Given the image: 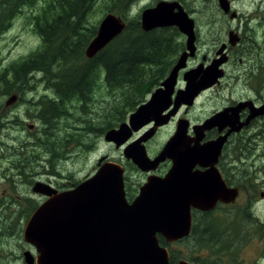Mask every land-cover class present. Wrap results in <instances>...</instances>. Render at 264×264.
<instances>
[{
	"label": "water",
	"instance_id": "obj_1",
	"mask_svg": "<svg viewBox=\"0 0 264 264\" xmlns=\"http://www.w3.org/2000/svg\"><path fill=\"white\" fill-rule=\"evenodd\" d=\"M218 3L224 13L229 12L228 0ZM234 17L231 14V19ZM140 25L144 32L175 27L185 37V50L149 100L131 113L127 122L108 130L103 139L116 149L126 145L123 156L141 172H154L166 160L171 166L163 177L148 176L131 203L125 200L124 170L111 162L101 165L92 177L73 189L60 193L35 182L32 192L49 198L35 209L25 225L23 238L37 253L36 257L25 253L26 264H169L167 250L158 244L157 235L168 243L179 241L189 235L191 209L211 211L218 202L228 204L237 197V190L225 186L216 168L228 134L202 142L205 132L212 128L222 130L229 126V132L237 130L235 108L224 109L193 125L192 136L188 134V120L179 119L173 135L153 159L147 156L144 146L181 107L192 106L201 91L219 81L223 76L220 66L226 61L225 46H220L209 65L199 64L185 71V87L175 90L179 72L186 69L188 59L196 52L193 19L179 2L163 0L141 12ZM124 28L119 17L104 16L85 50L86 57H93ZM236 42L237 37L230 33L229 44ZM11 99L16 100L14 96ZM9 103L6 101L5 105ZM229 110L231 116L227 114ZM261 114L264 105L252 108L249 117ZM148 124H152L149 130L127 144L134 133ZM177 264L188 263L182 260Z\"/></svg>",
	"mask_w": 264,
	"mask_h": 264
},
{
	"label": "trees",
	"instance_id": "obj_2",
	"mask_svg": "<svg viewBox=\"0 0 264 264\" xmlns=\"http://www.w3.org/2000/svg\"><path fill=\"white\" fill-rule=\"evenodd\" d=\"M135 1L0 0V38L23 10L36 8L27 17V23L39 38V45L7 64L3 63L0 54V98L7 97L8 100L14 96L17 104L32 105L36 112L34 116L41 126V138L34 148L42 151L36 154L40 160L42 154L44 157L51 156L45 161L47 164L56 161L60 148L65 152L64 148L74 138L73 134L84 136L81 131L87 129H83L82 125L92 126L93 119L84 116L88 107L93 105L94 91L104 87L122 100V106L117 103L112 106L113 113L107 121L104 119L106 126L101 132L114 129L125 120L124 113L135 111L145 102L184 50L183 36L175 27L144 32L140 25V13L147 7L136 15L130 14V7ZM179 1L188 13L194 12L195 9H190L187 1ZM96 9L102 14L101 18L107 14L119 17L125 28L93 57L87 58L85 50L96 36L102 20L94 18ZM39 86L47 90L52 98L42 94L35 100L33 95L38 94ZM5 103L0 102V129L4 125L23 129L20 118L11 120L2 112L6 108ZM72 123L75 124V133L67 136ZM60 134H63L61 140ZM17 161L23 162L24 159L20 156ZM31 162L33 166L37 164L33 160ZM207 224L214 228L215 217H209ZM208 232L209 236L214 233L213 230ZM185 241L186 238L179 242ZM159 243L166 245L160 236ZM171 259L170 263L174 264L177 256L173 255Z\"/></svg>",
	"mask_w": 264,
	"mask_h": 264
},
{
	"label": "flooded vegetation",
	"instance_id": "obj_3",
	"mask_svg": "<svg viewBox=\"0 0 264 264\" xmlns=\"http://www.w3.org/2000/svg\"><path fill=\"white\" fill-rule=\"evenodd\" d=\"M234 2H238V0H228V13H224L220 8L218 0L215 2L221 17L228 18L230 23L235 22L240 15L239 10L234 6ZM231 14L235 16L232 19ZM258 26L261 28L258 29ZM258 30H262L261 36H256L255 33ZM225 31H227L226 35L218 38L216 44L211 49L208 48L206 54L202 55L200 59H198L199 49L196 44L194 57L187 61L186 69L181 71L179 76L182 79L185 71L193 69L199 64L204 67L209 65L217 57L215 53L220 46H225L223 54H225L226 61L220 66L223 76L212 87L201 91L195 100L197 101L203 95L211 93L225 84L228 87H232L234 93H230L231 99L228 102L218 107L214 106L211 112L206 113L203 120H198L195 124H201L207 118L224 109H236L237 114L234 117L236 120L235 129L237 130L229 132V126H225L222 130H218L216 127L212 128L205 132L202 142L211 141L219 136L228 134L216 168L225 186L229 189H236L238 194L233 202L228 204L217 203L211 211L191 209V228L189 235L185 237L186 241L183 243L179 241L168 243L165 241L166 245L159 243L160 246L165 247L167 250L169 264H172L170 262L173 255L177 256L174 264L181 260L188 264H264V229L261 227L264 223L253 215L252 210L256 204H259V200L264 202V190H258L259 183L264 186V179L260 180L258 177H254L255 168L259 169L264 166V114L249 117L252 108H259L264 105V50L261 51L264 49V24L260 26L254 22L251 35H248L247 38L239 28L232 30L228 27ZM230 33L235 34L237 37V42L233 46L229 44ZM246 42H249L248 45H246ZM249 45H255L256 47L248 49L247 46ZM253 50L257 54V59L254 54H251ZM230 65L240 67L238 69L234 67L231 71ZM226 79H232L233 82L226 83L224 82ZM182 83L179 87L176 86L177 90L185 87L183 80ZM196 101L190 107H181L170 122L174 120L177 122L179 118L188 120V112L196 104ZM227 114L231 116L230 110ZM195 124L190 123L188 134L191 136L193 135L191 127ZM151 126L152 124H149L144 127L140 133L145 132ZM160 128L162 127L157 130ZM129 163L132 167L134 166L130 161ZM170 164L169 161H165L154 172L143 174L145 178L151 174L164 176ZM165 165L167 169L162 172ZM123 166L125 170L124 193L127 202L130 203L138 194V187L134 190L127 185V168L124 164ZM4 170L8 173L2 179L3 182L1 184L6 187L9 184L15 186L17 177L23 180L21 175L27 176L25 169L15 166V163H12L10 167H6ZM35 182L31 183L30 180L27 184L32 185ZM80 182L78 181L77 184ZM41 183L50 186L57 193L73 188L70 186L58 188V186H52L48 182ZM23 191H26V188ZM30 191L32 192V187ZM35 195L33 198L29 195L21 194L20 198L25 200L21 205L15 199L10 200L13 199L12 195H10V199H0V264H26L25 253L36 256L35 248L23 238L26 222L38 207L36 202H44L47 199V196ZM31 200H34V204ZM236 212L242 215V218L239 217L240 215L235 216ZM227 216L231 219H226ZM209 217H215L216 226L214 228L207 224ZM217 217H219V220ZM212 230L214 233L209 236L208 231ZM175 245L184 246L183 250L174 248Z\"/></svg>",
	"mask_w": 264,
	"mask_h": 264
},
{
	"label": "rangeland",
	"instance_id": "obj_4",
	"mask_svg": "<svg viewBox=\"0 0 264 264\" xmlns=\"http://www.w3.org/2000/svg\"><path fill=\"white\" fill-rule=\"evenodd\" d=\"M159 1L163 0H136L130 7V14L136 15L146 7H154ZM164 1H177L180 3L179 0ZM185 1H187L190 9H195L192 13H188L186 10L185 11L195 23V44H197L199 49L198 59H200L202 55L206 54L208 48L211 49V47L216 44L218 38L226 35V28L228 29L229 27L232 30L239 28L247 38L248 35H251V29L254 22L260 26L264 24V20H262L264 18V0H238V2H234V6L239 10L238 12L240 15L235 22L231 23L229 22L228 18L221 17V13L215 4L216 0ZM35 10L36 8L33 10H23V13L14 19L11 28L0 38V54L3 57L4 64L14 61L38 47L39 38L32 31L31 26L27 23V17L34 13ZM101 16L102 14H100L96 9L94 11V18L103 19ZM260 28L261 27L258 26V29ZM255 34L256 36H261L262 30H258ZM183 42H185L184 37ZM248 43L249 42H246V45H248ZM253 47L255 48L256 46H247L248 49H253ZM263 50L264 49L261 51ZM251 54H254V57L257 59L255 50H253ZM234 67V65H230L231 71ZM239 67L240 66H236L235 69H238ZM178 81L177 87L183 84L181 76H179ZM224 82L232 83L233 80L226 79ZM226 88H228V90H226ZM37 92L38 94L36 93L33 95L35 100L42 94L48 95V99L52 98V95L40 86ZM231 92L234 93V89H232V87H228L225 84L221 85L213 92L203 95L197 101L195 100L196 104L188 112L189 123L195 124L198 122V120H203L206 113L208 114L211 112V109H213L214 106L218 107L228 102L231 99ZM6 98L7 97L0 98V102L3 104L6 101L9 103L12 100L10 98L11 100L9 99V101ZM92 98L94 101L93 105L88 107V113L84 116L87 118L91 117V119H93L91 121L92 126L80 125L83 127V129H87L86 131H81L84 136L80 137L78 136V133L73 131V125L75 126V124L72 123L71 128L67 132V136L71 135L72 132L75 133L73 134L74 138L69 140L68 144L64 148V153L63 148L58 150L60 154H58L56 161H54V163L51 165L45 162L48 159H51L50 155L44 157V154H42L40 157L41 160L36 155L37 153L42 152L41 150H38V148H34V145L37 144L41 138V126L39 121L34 116L36 115V112L34 109H32V105L17 104L15 102L16 100L14 99L8 105H6V108L3 106L5 109H3L2 112L5 113L6 117L11 118V120H14L15 117L20 118L23 129L14 125H9V127L4 125V127L0 129V199H10V195H12L13 199L10 200L12 201L15 199L21 205L25 201L24 199L20 198L21 194L26 196L29 195L30 197L34 198L36 195L30 191L31 187L33 188V184H27L30 180L31 183L35 181H41L44 183L48 182L52 184V186H58V188H62L64 186L71 187L76 181H83L84 179L93 175L96 172L97 167L100 165V160H103L101 158L105 157L108 159L107 161L112 160L119 163L122 162V164L128 168V184L134 190H136L137 187L139 188V186L145 182V175L138 171L134 166L132 167V165L129 163V160L127 161L124 158L122 154L123 148L116 149L113 144L103 141L105 132L101 131L102 128L106 126L105 120L107 117L111 116V113H113L114 108H112V106L114 104L117 103L118 106H122V100L119 96L109 92L104 87H100L94 91L92 93ZM148 98L149 95L147 96V99ZM131 113H133L132 110L124 113L123 117H125V120L123 122H127V119ZM73 119L76 120V118ZM60 122H62V120ZM121 123H119L118 126ZM29 125L32 126L31 129L28 128ZM161 127L162 128L156 130L151 138L147 140V144H144L147 156L150 159H153L155 156H157L166 141L173 135L176 127V120ZM141 130H139L137 133H134V139L143 134L140 133ZM63 134L59 135L60 140ZM20 156H22V160L24 159L23 162L17 161ZM26 157H28V159ZM12 158L15 160H11ZM31 160L37 164L33 166ZM12 163H15V166H19L21 169H25L27 176L21 175V179L23 180H20L17 177L15 186L9 184L6 187L1 184L3 182L2 179L5 178V175L8 173L4 169L6 167H10ZM31 165L33 168H31ZM166 169L167 166L165 165L162 169V172L166 171ZM254 174V177H258L260 180L264 179V166H261L259 169L255 168ZM263 187L264 186L259 183L258 190H264ZM24 188H26V191H23ZM31 202L33 203L34 200H31ZM42 203L43 202L40 201L36 202L38 206H40ZM252 210L253 215L259 221L264 223V202L259 200V204H256ZM239 215L240 214L236 212L235 216ZM229 216H227L226 219L230 220L231 218H229ZM239 217L242 218V215ZM217 218L219 220V217ZM261 227L264 229V225H261ZM183 247L184 246L182 245L174 246V248L181 250H183Z\"/></svg>",
	"mask_w": 264,
	"mask_h": 264
}]
</instances>
